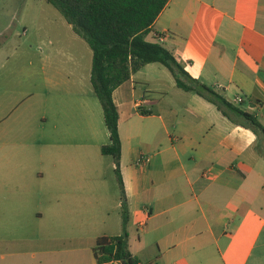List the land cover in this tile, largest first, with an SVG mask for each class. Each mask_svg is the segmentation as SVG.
Here are the masks:
<instances>
[{
  "label": "crops",
  "instance_id": "0c3cea01",
  "mask_svg": "<svg viewBox=\"0 0 264 264\" xmlns=\"http://www.w3.org/2000/svg\"><path fill=\"white\" fill-rule=\"evenodd\" d=\"M65 27L69 44L79 47L74 39L84 38L72 25ZM146 38L160 41L191 76L219 89L264 124V0H168ZM36 54L23 49L19 56L24 62L16 69V59L10 67L11 72L25 73L33 66L53 88L47 96L51 114L42 110L36 121L40 140L50 147L34 151L39 166L33 171L32 204L53 215L59 214L57 207L67 206L68 217L81 225L89 216L80 208L82 192L70 183L72 175L79 180L70 164L71 146L84 158L89 138L101 146L109 133L92 124L91 113L98 112V105L89 101L86 90L79 87L71 94L60 86L69 80L85 84L90 74L70 70L61 78L52 65L46 71L49 53ZM154 66L145 63L113 90L122 189L115 220L94 239L126 230L138 264H264L263 138L200 94L178 86L167 66L169 73ZM139 98L144 103L136 106ZM40 101L45 104V96ZM141 155L148 159L137 164ZM99 214L105 222L104 213ZM67 240L70 252L64 264L97 262L94 240Z\"/></svg>",
  "mask_w": 264,
  "mask_h": 264
},
{
  "label": "rangeland",
  "instance_id": "374dc122",
  "mask_svg": "<svg viewBox=\"0 0 264 264\" xmlns=\"http://www.w3.org/2000/svg\"><path fill=\"white\" fill-rule=\"evenodd\" d=\"M65 25L71 24L47 0H0V44L7 40L0 53V61H3L0 65V264H64L70 252L69 236H85L89 243L93 242L94 236L115 220L117 209L114 206L121 194L117 171L111 155L102 154L100 145L90 138L86 151H82L85 157L78 158L76 146L72 145L70 158L74 173L79 177L77 180L72 175L70 183L77 192H82L80 208L88 212L87 221L77 224L76 219L65 212L67 206L57 207L59 214L53 215L45 207L32 204L33 171L39 166L34 151H47L50 147L40 140L36 121L42 110L51 114L47 96L50 97L53 88L33 71V66L26 71L30 73L11 72L10 67L16 65L17 59L15 68H19V62L25 60L19 56L21 50L27 49L34 56L49 53L51 62L46 66H54L61 78H66L70 70L90 74L91 48L80 38L74 39L80 42L79 47L70 45ZM70 31L75 35L74 30ZM18 43H21L20 47ZM28 44L32 46L28 47ZM38 44L42 46L41 52ZM153 62L154 68L169 73L164 64ZM50 69L51 66L46 71ZM84 81L86 83L80 85L69 80L60 86L63 90L67 87L71 94L78 92L79 87L86 90L89 101L94 100L98 105V112L91 113L92 124L100 125L104 130L101 103L90 79L87 77ZM43 96L45 104L40 101ZM92 106L95 105L92 103ZM76 206V203L71 206L73 211L78 208ZM37 209L42 211L41 215L34 214ZM106 210L110 211L108 216ZM101 212L105 222H101ZM85 255L90 257L89 250Z\"/></svg>",
  "mask_w": 264,
  "mask_h": 264
},
{
  "label": "trees",
  "instance_id": "16d2710c",
  "mask_svg": "<svg viewBox=\"0 0 264 264\" xmlns=\"http://www.w3.org/2000/svg\"><path fill=\"white\" fill-rule=\"evenodd\" d=\"M47 1L59 10L91 48L90 82L101 103L109 133V139L101 144L100 151L113 158L121 189L119 112L113 90L145 63L161 62L173 73L178 86L200 94L225 116L251 128L264 140V124L255 114L229 101L219 89L191 76L160 41L146 38L149 27L168 0ZM121 199L124 205L122 196ZM123 222H126V215ZM93 252L99 262L117 259L120 264H138L128 247L126 230L120 234L96 236Z\"/></svg>",
  "mask_w": 264,
  "mask_h": 264
},
{
  "label": "built area",
  "instance_id": "2783aa9c",
  "mask_svg": "<svg viewBox=\"0 0 264 264\" xmlns=\"http://www.w3.org/2000/svg\"><path fill=\"white\" fill-rule=\"evenodd\" d=\"M160 38L161 37H159V39ZM144 100L145 99H143V98L136 99V101H135L136 106L142 105L144 103ZM235 100L240 101L241 96H236ZM147 159H148L147 156L141 155V157H138L135 162L137 164H143ZM95 264H120V262L117 259H110V260L102 261V262L97 261Z\"/></svg>",
  "mask_w": 264,
  "mask_h": 264
}]
</instances>
